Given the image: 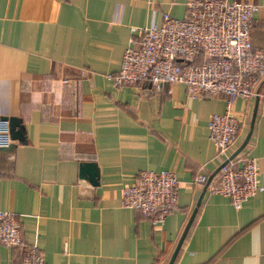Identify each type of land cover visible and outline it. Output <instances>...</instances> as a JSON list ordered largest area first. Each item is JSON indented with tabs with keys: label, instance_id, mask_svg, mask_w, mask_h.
Segmentation results:
<instances>
[{
	"label": "crops",
	"instance_id": "obj_1",
	"mask_svg": "<svg viewBox=\"0 0 264 264\" xmlns=\"http://www.w3.org/2000/svg\"><path fill=\"white\" fill-rule=\"evenodd\" d=\"M185 1L0 0V116L22 125V140L0 146V210L16 216L44 264H167L184 230L170 264H264V191L238 209L207 192L220 164L240 155L254 158L264 185V76L258 96L233 99L240 126L224 155L206 127L224 110L223 93L114 87L108 77L138 28L163 13L181 18ZM226 1L257 6L249 42L264 49V0ZM140 170L175 174L176 206L160 226L119 204ZM200 174L206 181L194 184ZM19 255L0 244V264H19Z\"/></svg>",
	"mask_w": 264,
	"mask_h": 264
},
{
	"label": "built area",
	"instance_id": "obj_2",
	"mask_svg": "<svg viewBox=\"0 0 264 264\" xmlns=\"http://www.w3.org/2000/svg\"><path fill=\"white\" fill-rule=\"evenodd\" d=\"M181 18L167 13L158 23L138 28L137 40H129L119 67L108 77L114 87L145 84L154 88L179 83L187 97L225 95L224 110L212 112L206 121L208 138L224 155L233 143L240 119L231 111L235 97L258 96L264 76V49L253 48L249 28L256 5L247 1L187 0ZM10 142L7 120L0 118V146ZM219 166L216 185L209 194L227 198L234 209L264 185L257 183L255 160L240 155ZM197 175L194 184H203ZM177 180L169 170H140L133 182L120 190L119 204L138 210L151 225L160 226L176 206ZM0 244L19 250V264H44L34 243L19 234L16 216L0 210Z\"/></svg>",
	"mask_w": 264,
	"mask_h": 264
},
{
	"label": "water",
	"instance_id": "obj_3",
	"mask_svg": "<svg viewBox=\"0 0 264 264\" xmlns=\"http://www.w3.org/2000/svg\"><path fill=\"white\" fill-rule=\"evenodd\" d=\"M0 118L7 120L8 131H9L10 138H16L18 140H22V125L19 124L18 118L16 116H6V115H1ZM248 133H247V135H245L243 141L233 150V153L231 154V157L234 156L237 153V151H239L241 149V147L243 146V144L246 142V139L248 137ZM80 172L87 175V179H88L89 182L95 183L96 170H95L93 164H91V163L82 164V166L80 167ZM186 228H187V226H186ZM184 231L181 234L180 239H179V241L177 243V246H176L175 250L173 251V254L171 255V257H170V259H169L167 264L171 263L173 255H174V253H175V251H176V249H177V247L179 245V242L182 239Z\"/></svg>",
	"mask_w": 264,
	"mask_h": 264
}]
</instances>
